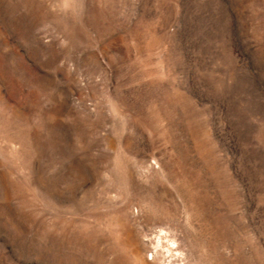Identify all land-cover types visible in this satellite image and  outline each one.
<instances>
[{"label": "rangeland", "instance_id": "obj_1", "mask_svg": "<svg viewBox=\"0 0 264 264\" xmlns=\"http://www.w3.org/2000/svg\"><path fill=\"white\" fill-rule=\"evenodd\" d=\"M0 264H264V0H0Z\"/></svg>", "mask_w": 264, "mask_h": 264}]
</instances>
